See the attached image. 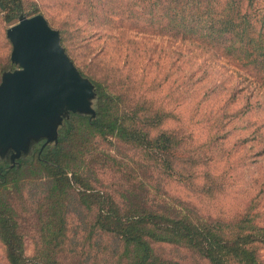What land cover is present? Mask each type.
<instances>
[{"label":"rangeland","instance_id":"1","mask_svg":"<svg viewBox=\"0 0 264 264\" xmlns=\"http://www.w3.org/2000/svg\"><path fill=\"white\" fill-rule=\"evenodd\" d=\"M22 2L25 16L41 14L59 32L61 45L83 77L101 81L109 92L122 96L120 107L129 113L132 125L149 131L152 138L167 132L179 140L165 164L151 150L91 137L82 169L93 190L111 196L122 209L132 196L148 207L166 204L224 222L249 213L264 227V87L247 69L214 58L196 44L173 41L165 22L157 23L153 11L137 0ZM252 2L253 10L264 11V0ZM17 22L6 24L0 12V80L3 72L17 69L10 62L12 47L6 37V30ZM157 110L171 117L151 128L147 120ZM47 185L46 179L35 186L27 183L11 196L27 256L38 248L37 210L47 204ZM67 205L60 263L88 264L86 238L96 207L84 208L75 193ZM93 238L100 247L109 244L104 235ZM152 247L176 264H207L181 247ZM92 250L96 252V246ZM257 254L264 264V247L259 246ZM0 264H8L1 242Z\"/></svg>","mask_w":264,"mask_h":264},{"label":"trees","instance_id":"2","mask_svg":"<svg viewBox=\"0 0 264 264\" xmlns=\"http://www.w3.org/2000/svg\"><path fill=\"white\" fill-rule=\"evenodd\" d=\"M139 4L153 11L157 23L165 22L162 24L173 41L196 44L214 58L238 63L264 87V11L253 10L252 0H137ZM0 12L6 24L25 16L22 0H0ZM91 83L96 97L95 119L71 115L59 129L56 145L42 149L44 142L37 144L12 168L7 160L0 159V242L8 264H61L67 204L74 193L84 208L96 207L86 238L88 264H176L158 256L152 244L181 247L207 264H263L257 250L264 247V227L255 224L249 213L236 222H224L166 204L148 207L132 196L126 198V208L122 209L111 196L85 182L82 164L91 137L115 138L151 150L165 164L170 163L172 151L179 145L171 133L160 132L152 138L149 131L132 125L129 113L120 107L122 96L109 92L101 81ZM170 115L157 110L147 120L149 127H159ZM42 179L48 184L47 204L37 210L38 248L33 256H27L19 213L11 196L27 183L35 186ZM99 234L108 238V245L100 247L93 242ZM95 246L97 251L93 252Z\"/></svg>","mask_w":264,"mask_h":264},{"label":"water","instance_id":"3","mask_svg":"<svg viewBox=\"0 0 264 264\" xmlns=\"http://www.w3.org/2000/svg\"><path fill=\"white\" fill-rule=\"evenodd\" d=\"M13 71L0 80V159L10 167L34 147L58 143V131L71 115L96 118L95 89L61 45V37L37 14L21 15L6 30Z\"/></svg>","mask_w":264,"mask_h":264}]
</instances>
